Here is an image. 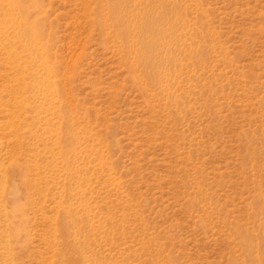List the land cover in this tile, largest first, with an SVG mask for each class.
Returning <instances> with one entry per match:
<instances>
[{
  "label": "rangeland",
  "instance_id": "rangeland-1",
  "mask_svg": "<svg viewBox=\"0 0 264 264\" xmlns=\"http://www.w3.org/2000/svg\"><path fill=\"white\" fill-rule=\"evenodd\" d=\"M106 2L0 0V264H264V0Z\"/></svg>",
  "mask_w": 264,
  "mask_h": 264
},
{
  "label": "bare ground",
  "instance_id": "bare-ground-1",
  "mask_svg": "<svg viewBox=\"0 0 264 264\" xmlns=\"http://www.w3.org/2000/svg\"><path fill=\"white\" fill-rule=\"evenodd\" d=\"M105 4H106V6H108V12L112 16H116L117 15V19L121 23V25L122 24H125V26H123L121 28V31H120V34H121V36H120L121 44H123V46H124L125 43H122V42H123V38L125 37V32L127 31V29H126L127 25L125 23V20L119 15V12H118L119 11L118 0H107V2ZM163 7L160 8L162 11L167 10L169 12V10L166 7L165 8H163ZM140 28H141V31H145L148 34V36H149L147 38V41H146L147 47H151L152 44L156 40V38H152L151 36H154L156 34H160V38H161V37H163V34L166 31V29L164 28V26L163 25L161 26V15H158L157 17H146L145 19H143L141 21ZM31 39H32V43L35 42L34 47L37 50V44H38V42L36 41V34L34 32L31 34ZM33 65H36L38 67V64L36 63V61L34 62ZM18 73H19V71H18ZM15 77H17V76H15ZM18 81L20 82V80H18ZM50 83H51V81H50ZM16 93L17 92H15V94ZM15 97H16V95H15Z\"/></svg>",
  "mask_w": 264,
  "mask_h": 264
}]
</instances>
